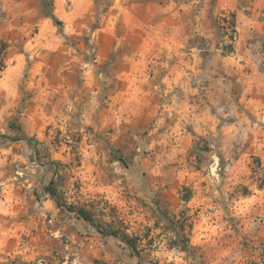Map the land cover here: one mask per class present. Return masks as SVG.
Instances as JSON below:
<instances>
[{"label":"rangeland","instance_id":"rangeland-1","mask_svg":"<svg viewBox=\"0 0 264 264\" xmlns=\"http://www.w3.org/2000/svg\"><path fill=\"white\" fill-rule=\"evenodd\" d=\"M239 15L253 17L258 24L250 26L248 41L257 46L259 64L264 68V36L257 32L264 29V0H0V27L10 21L21 28L10 30L5 41L0 39L6 46L4 56L18 52L32 63L59 61L57 50L70 57L84 56L86 65L77 69L73 83L85 86V98L97 100L83 115L67 112L66 118L54 120L48 115L0 112V191L4 188L10 192V204L17 206L22 194L32 196L27 200L30 204L47 207L46 201L53 200L43 189L53 173H57L56 183L60 177H74L93 146L97 154L101 151L107 158L127 162L133 174L138 171V187L154 193L145 222L149 224L135 233L130 231L140 239L138 249L131 254L135 258L119 250L120 264H264V208L249 209L245 216L233 211L228 217L230 223H210V208L201 210L197 200L189 205L180 202L190 186L177 179L169 183L145 175L139 164L151 150L137 145L118 147L113 140L115 128L101 126L105 122L103 109L108 104L105 100L121 87L117 79L119 69L125 67L121 61L153 60V82L161 83V74L168 73V91H178L180 79L172 81L178 69H186L193 78L197 76V61L204 69L215 54L232 52L240 40ZM31 37L36 39L35 46L28 43ZM47 39L53 42L41 46L40 41ZM161 62L165 66L158 64L162 70L155 71ZM38 65L40 72L49 71L44 64ZM149 66L143 69V76H152ZM145 79L139 94L150 82V78ZM154 91L161 92V88ZM27 139H32L35 146ZM201 149L211 148L207 142L201 143L193 153ZM207 171H212L210 175L216 180L223 168L220 162L211 160ZM260 185L264 188V173ZM79 187V181H75L73 189ZM242 189L237 188L235 194ZM101 205L110 216L104 221L126 223L122 211L107 201ZM134 207L127 209L126 216L137 212ZM117 211L121 219H112ZM200 219L206 223H199ZM56 230L48 216L41 223L34 221L33 212L20 223L17 217L10 223H0V264H111L94 256L89 240L80 238L92 236L87 227L75 225L79 237L72 241Z\"/></svg>","mask_w":264,"mask_h":264},{"label":"crops","instance_id":"crops-1","mask_svg":"<svg viewBox=\"0 0 264 264\" xmlns=\"http://www.w3.org/2000/svg\"><path fill=\"white\" fill-rule=\"evenodd\" d=\"M253 19L238 16L240 40L229 55L215 54L204 69L197 61V76L193 78L186 74V69H178L172 80L176 83L180 79L178 91H168V73L161 74V83L153 82V60L121 61L125 66L119 69L117 76L121 87L108 95L107 108L102 113L105 122L101 126L115 128L116 146L137 145L151 150L150 156L139 164L145 175L169 180V183L177 179L180 184L190 186V191L185 189L189 200L180 202L189 205L197 200L201 210L210 208V223H230L228 217L233 211L245 216L249 209L264 208V188L260 185L264 173V68L259 64L257 46L248 41L252 35L250 26L258 25ZM12 29L21 28L10 21L1 25L0 39L5 41ZM257 32L264 36V29ZM40 42L43 46L53 41ZM28 43L35 46V37ZM61 53L62 50H57L59 61L33 63L27 62L18 52L4 56L5 67L0 71V112L32 117L48 115L54 120L66 118L69 112L83 115L91 109L97 100L85 98V86L73 83L77 69L82 70L86 65L84 56L70 57ZM38 64H44L49 71L40 72ZM158 64L161 68L165 66L163 62L157 63L155 71L162 70ZM148 66L151 77L142 74ZM148 78L150 82L145 83L146 88L144 84L145 91L139 94L141 81H148ZM192 79L195 83L190 82ZM157 87L161 92L154 91ZM205 142L211 149H201L194 154L196 146ZM92 148L87 150L89 156L74 177H60L56 183L58 190L67 203L89 212L96 224L132 236L130 231L135 233L149 224L145 222L154 193L138 187V171L133 174L127 162L107 158L101 151L97 154L96 147L93 153ZM211 160L220 162L223 168L219 179L215 180L211 176L213 172L210 175L207 171ZM75 181H79V189H73ZM237 188L243 189L235 194ZM10 197V192L2 188L0 223H10L11 218L16 217L20 223L21 218L33 212L34 221L41 223L43 217L48 216L50 223H55L58 231H62L60 235L71 241L79 237L74 231L75 225L87 227L92 236L80 238L89 240L94 256L111 264H120L117 261L119 250L135 258L131 249L118 238L101 235L96 226L75 218L73 212L57 208L50 200L46 201L47 207H37L27 202L32 196L19 194L21 202L14 206L9 202ZM103 201L122 211L126 223L104 221L110 216L101 207ZM131 206H135L137 212L126 216ZM111 218L121 219L118 211ZM76 220L82 223L76 224ZM199 223L206 221L200 219Z\"/></svg>","mask_w":264,"mask_h":264},{"label":"trees","instance_id":"trees-1","mask_svg":"<svg viewBox=\"0 0 264 264\" xmlns=\"http://www.w3.org/2000/svg\"><path fill=\"white\" fill-rule=\"evenodd\" d=\"M5 44L4 43H0V71H2L5 67L4 64V53H5ZM31 144H33V146H35V143L32 139H27ZM54 170H56L55 168H53ZM57 173L56 171L53 173V178L51 179V181L44 187L43 192L47 195H49V197L53 200L54 204L56 205L57 208L59 209H63L66 210L68 212H73L74 215L76 216V218L84 220L86 222H89L91 224H93L94 226H96V229L98 231V233H100L101 235H109L115 238H118L120 241H122L125 245H127V247H129V249H131L132 254L135 252V250H137V246L140 242V239L138 237L135 236H130L125 232H121L118 229H107V228H103L101 227L99 224H96L93 219L92 216L89 212H87L86 210H84L83 208L77 207L76 205H73L71 203H67L64 200L63 195L59 192L57 184H56V178H57ZM185 200H189L188 196H185ZM180 230L182 231V228H180ZM176 246H179L181 248V246L184 244V242L181 240L180 244L174 243ZM135 256V255H133Z\"/></svg>","mask_w":264,"mask_h":264},{"label":"built area","instance_id":"built-area-1","mask_svg":"<svg viewBox=\"0 0 264 264\" xmlns=\"http://www.w3.org/2000/svg\"><path fill=\"white\" fill-rule=\"evenodd\" d=\"M233 40H236V34H233Z\"/></svg>","mask_w":264,"mask_h":264}]
</instances>
